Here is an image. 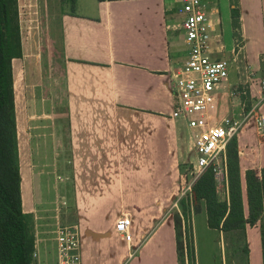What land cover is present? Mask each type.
<instances>
[{
	"label": "crops",
	"instance_id": "0c3cea01",
	"mask_svg": "<svg viewBox=\"0 0 264 264\" xmlns=\"http://www.w3.org/2000/svg\"><path fill=\"white\" fill-rule=\"evenodd\" d=\"M220 2L214 3L218 15ZM226 4L228 35L212 53L230 62L229 86L237 88L231 96L223 90L220 112L235 118L248 114L237 136L247 216L246 171L261 175L264 167V139L256 121L264 114L259 83L264 79V0ZM180 7V0H75L72 9L62 10L59 77L64 94L60 88L56 106L40 93L44 76L39 66L35 81L26 78L30 54L22 36L24 54L12 60V68L22 210L32 215L35 235L32 264H56L58 222L78 227L82 264H180L174 216L163 211L176 192L184 138L188 151L191 147L187 124L170 118L171 73L188 51L178 27ZM250 74L254 82H248ZM62 100L65 106L59 110ZM163 152L170 163L159 173ZM66 161L72 206L57 185ZM224 187L228 197V183ZM199 204L188 220L194 242L200 230L222 237L208 225L204 200ZM123 215L132 218L129 242L115 229ZM235 231L244 236L248 264H264V210L255 224Z\"/></svg>",
	"mask_w": 264,
	"mask_h": 264
},
{
	"label": "built area",
	"instance_id": "2783aa9c",
	"mask_svg": "<svg viewBox=\"0 0 264 264\" xmlns=\"http://www.w3.org/2000/svg\"><path fill=\"white\" fill-rule=\"evenodd\" d=\"M180 2L183 18L178 27L183 30L188 51L187 57L171 73L174 104L170 118L183 120L189 127V151L195 152V160L189 162L190 170L181 175L186 187L182 186L181 192L173 197L169 211L166 212L171 215V210L180 212L181 201L192 198V186L205 170L211 169L214 172L218 184L227 185L228 146L237 138L248 119V114L235 118L221 115L219 110L223 90L231 96L236 94L237 88L229 86L230 62L212 53L215 43L223 47L219 32L221 19L214 5L216 0ZM254 81L255 77L250 74L248 82ZM259 83L264 88V79ZM256 121L259 135L264 139V114H259ZM131 228L132 218L129 215L121 216L115 224L116 231L128 242L132 240ZM54 239L56 264H82L81 236L76 225L58 222Z\"/></svg>",
	"mask_w": 264,
	"mask_h": 264
},
{
	"label": "trees",
	"instance_id": "16d2710c",
	"mask_svg": "<svg viewBox=\"0 0 264 264\" xmlns=\"http://www.w3.org/2000/svg\"><path fill=\"white\" fill-rule=\"evenodd\" d=\"M75 0H71L73 3ZM102 1V0H100ZM234 27L238 14L232 12ZM22 28L17 0H0V264H32L34 227L31 214L22 210L20 168L15 118L12 60L23 57ZM228 199L221 200L218 183L211 169L205 170L194 182L191 197L194 203H206L210 228L222 232L242 231L247 224H255L264 210V167L261 175L253 169L245 174L248 215L243 206L238 144L234 138L227 150ZM190 201H181L186 213ZM196 204V211L199 206ZM180 216V215H179ZM178 240V254L184 262L182 238L185 233L182 218L174 216ZM248 251V250H247Z\"/></svg>",
	"mask_w": 264,
	"mask_h": 264
},
{
	"label": "rangeland",
	"instance_id": "374dc122",
	"mask_svg": "<svg viewBox=\"0 0 264 264\" xmlns=\"http://www.w3.org/2000/svg\"><path fill=\"white\" fill-rule=\"evenodd\" d=\"M18 10H19V19L22 27L23 37L25 38V43L27 47V53L30 56L27 57L25 62L26 78L30 81H35V75L38 74V66L44 76V81H41L43 84V91H40L42 95L46 94V99L49 104L56 106L57 99L59 98L60 88L64 94V86L60 81V74H62L60 69V25L58 16L62 10L72 9L71 0H17ZM221 8L220 17L222 19L223 26L219 27V32L221 33V40L227 36L228 33L226 30V24H228L227 19L228 8L226 0H221L219 3ZM75 8H77L75 6ZM230 10V9H229ZM181 19L183 16H180ZM22 37V39H23ZM225 39V38H224ZM214 55V54H213ZM44 97V96H43ZM62 100V106L59 110H62L65 106V103ZM222 102V99H221ZM220 110V106H219ZM221 111V110H220ZM64 116V114H61ZM221 115L222 112H221ZM179 126L185 123L183 120H179ZM183 122V123H182ZM186 139L187 134H184ZM183 139V136H182ZM182 156L178 159V170L175 178L176 192L173 194V197L182 190V186L186 187V183L181 178L182 174L190 170V161L195 160V152L188 151L187 143L184 138V143L182 141L181 148ZM169 165L170 158H166L164 152L160 153V159L158 161L159 173H162L163 164ZM63 174L60 175L61 180L57 183L58 188H61L62 196L65 198H70L69 206H72L71 200V167L69 162L63 163ZM188 176V174H186ZM191 176H189V180ZM70 184V186L68 185ZM224 184H218V195L221 200L228 199L224 195ZM58 189V190H59ZM161 197V195H160ZM172 197V199H173ZM172 199L167 207L164 208V213L169 211V208L172 204ZM64 201L60 198V201ZM161 200V199H160ZM192 203V206L186 208V213L182 211L180 206V212L176 209L171 210L173 216L178 214L179 218H182L183 230L185 229L186 235L182 238V243L184 246V262L180 259L181 264H220V259L224 258L225 264H248L247 261V247L244 236L242 233L237 231L223 232L222 237H214L209 234L204 235V230L196 232V240L194 242V232L192 225L189 226V218L196 213V204L194 203L193 198L188 199ZM66 202V201H65ZM62 204V203H61ZM67 206V205H66ZM200 207V204H197ZM65 212V209H63ZM181 213V216H179ZM193 213V214H192ZM199 218L200 215H199ZM196 244V247H195ZM216 254L219 257L216 259ZM223 256V257H222ZM127 262V261H126ZM223 263V264H224Z\"/></svg>",
	"mask_w": 264,
	"mask_h": 264
}]
</instances>
